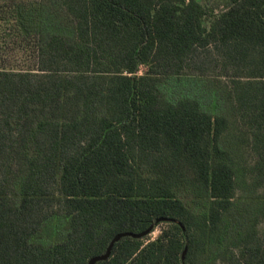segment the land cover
<instances>
[{
    "label": "trees",
    "instance_id": "16d2710c",
    "mask_svg": "<svg viewBox=\"0 0 264 264\" xmlns=\"http://www.w3.org/2000/svg\"><path fill=\"white\" fill-rule=\"evenodd\" d=\"M151 226L97 264H264V0H0V264Z\"/></svg>",
    "mask_w": 264,
    "mask_h": 264
},
{
    "label": "water",
    "instance_id": "95a60500",
    "mask_svg": "<svg viewBox=\"0 0 264 264\" xmlns=\"http://www.w3.org/2000/svg\"><path fill=\"white\" fill-rule=\"evenodd\" d=\"M159 221H167L166 218H162ZM153 229H154V226H151L150 228H148L147 230L141 232V233H133V232H122V233H119L117 234L111 241V243L109 244L106 252L102 255H98V256H94L93 258H91V260L89 261V264H97L98 262H101V261H105L107 259L110 258L111 256V253H112V250H113V247L114 245L119 242L122 238H125V237H132V238H136V239H143L147 236H149L152 232H153ZM185 254H186V251H185ZM185 257V255H184Z\"/></svg>",
    "mask_w": 264,
    "mask_h": 264
},
{
    "label": "rangeland",
    "instance_id": "374dc122",
    "mask_svg": "<svg viewBox=\"0 0 264 264\" xmlns=\"http://www.w3.org/2000/svg\"><path fill=\"white\" fill-rule=\"evenodd\" d=\"M146 72V67H142L140 74H144ZM162 227H158L154 232H152L147 238L155 239L161 232Z\"/></svg>",
    "mask_w": 264,
    "mask_h": 264
}]
</instances>
